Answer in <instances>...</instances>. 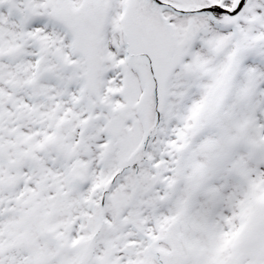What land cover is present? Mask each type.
Instances as JSON below:
<instances>
[{"label":"snow or ice","instance_id":"1","mask_svg":"<svg viewBox=\"0 0 264 264\" xmlns=\"http://www.w3.org/2000/svg\"><path fill=\"white\" fill-rule=\"evenodd\" d=\"M0 264H264V0H0Z\"/></svg>","mask_w":264,"mask_h":264}]
</instances>
